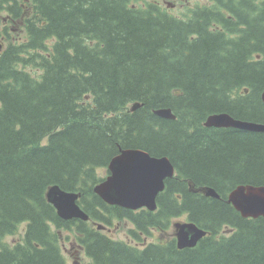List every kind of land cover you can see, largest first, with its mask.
<instances>
[{
  "label": "trees",
  "instance_id": "1",
  "mask_svg": "<svg viewBox=\"0 0 264 264\" xmlns=\"http://www.w3.org/2000/svg\"><path fill=\"white\" fill-rule=\"evenodd\" d=\"M142 2L0 0L23 20L22 36L5 31L0 59V264H66L71 238L90 264H264V217L227 202L239 186H264V133L204 126L217 113L264 124V0H209L184 17ZM163 108L177 119L154 114ZM121 149L173 163L156 212L96 195ZM53 186L81 193L90 220L60 218ZM182 215L210 233L195 248L175 237L138 248L93 227L126 219L139 238ZM23 224V239L5 243Z\"/></svg>",
  "mask_w": 264,
  "mask_h": 264
},
{
  "label": "water",
  "instance_id": "2",
  "mask_svg": "<svg viewBox=\"0 0 264 264\" xmlns=\"http://www.w3.org/2000/svg\"><path fill=\"white\" fill-rule=\"evenodd\" d=\"M3 45L0 43V56ZM1 58V57H0ZM264 102V91L262 92ZM139 107L135 104L132 110ZM154 114L165 120L177 117L169 108L158 109ZM208 128H233L252 133H264V124L242 121L227 113L213 114L205 122ZM109 175L94 191L108 205L129 210L146 208L155 212L158 196L166 188V180L175 176V168L167 157H154L141 149H121L108 165ZM209 198L220 199L213 188L204 191ZM80 194L67 192L58 186L48 190L47 200L64 220L88 221L89 216L79 206ZM228 203L245 219L264 217V186H239L228 195ZM102 228V227H101ZM179 249L194 248L207 235L194 223L174 224Z\"/></svg>",
  "mask_w": 264,
  "mask_h": 264
},
{
  "label": "rangeland",
  "instance_id": "3",
  "mask_svg": "<svg viewBox=\"0 0 264 264\" xmlns=\"http://www.w3.org/2000/svg\"><path fill=\"white\" fill-rule=\"evenodd\" d=\"M20 3L24 6L25 3H27L28 0H19ZM144 1L142 4H144ZM149 1H155V0H149ZM162 5L170 11V13L176 17H184V13L187 12V9L190 7H194L196 4H202V5H208L210 2L209 0H161ZM23 20H17L13 23L10 21V16L7 12L2 11L0 12V42L3 45V48H5L9 41L4 34L5 31L9 32L10 36L12 38H18L23 35ZM16 40L12 39L11 41ZM46 142V140H45ZM98 175L105 178L108 176L107 169H99ZM185 220L184 217L175 219L173 223ZM113 227L112 232L106 231L108 235L111 237H114L116 240L125 241L132 245H138L140 248H143L147 244L150 243H158V242H165L175 235V229L172 226V228L168 229V231L160 232L159 230H154L152 228L151 230L154 233H150L151 230H149V233L140 232L139 238H133V236H130V229L133 227V225L128 224L125 222V220L117 219L112 220ZM24 229L25 225H21L19 227V230L14 235H8L5 237V243L8 245H14L18 242H20L23 239L24 236ZM66 237V234H64ZM144 239H147V244H144ZM74 242L77 243L75 238H71L70 240H66L64 243V249L63 254L66 260V264H89L91 262L90 258L87 257V255L80 249L76 244H73Z\"/></svg>",
  "mask_w": 264,
  "mask_h": 264
},
{
  "label": "flooded vegetation",
  "instance_id": "4",
  "mask_svg": "<svg viewBox=\"0 0 264 264\" xmlns=\"http://www.w3.org/2000/svg\"><path fill=\"white\" fill-rule=\"evenodd\" d=\"M205 123V122H204ZM184 218H185V220L184 221H186V222H188L189 220H188V218H187V216H183ZM122 220H126V219H122ZM125 222H127L128 224H131L129 221H125ZM113 227V223L112 222H110V224L107 226V228H106V231H108V232H112V229H110V228H112ZM154 233V232H153ZM106 235L107 236H109L110 238H112V239H114V237H111L110 235H108L107 233H106ZM176 241H177V239H176ZM147 239L145 240L144 239V244H142V245H146L147 244ZM146 243V244H145Z\"/></svg>",
  "mask_w": 264,
  "mask_h": 264
},
{
  "label": "bare ground",
  "instance_id": "5",
  "mask_svg": "<svg viewBox=\"0 0 264 264\" xmlns=\"http://www.w3.org/2000/svg\"><path fill=\"white\" fill-rule=\"evenodd\" d=\"M217 114H218V113H217ZM212 115H213V114H212ZM210 116H211V115H210ZM210 116H209V117H210ZM207 119H208V118H207ZM207 119H206V120H207ZM207 128H208V127H207Z\"/></svg>",
  "mask_w": 264,
  "mask_h": 264
}]
</instances>
